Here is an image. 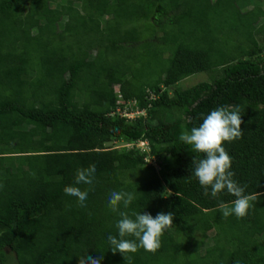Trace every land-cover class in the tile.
I'll use <instances>...</instances> for the list:
<instances>
[{
	"label": "trees",
	"instance_id": "1",
	"mask_svg": "<svg viewBox=\"0 0 264 264\" xmlns=\"http://www.w3.org/2000/svg\"><path fill=\"white\" fill-rule=\"evenodd\" d=\"M197 73L207 79L179 86ZM257 104L264 0H0V264H79L86 254L100 264H264ZM227 105L243 120V137L224 144L233 178L258 196L245 218L223 217L219 205L235 197L204 194L194 176L203 154L179 140L182 125ZM92 164L80 207L64 188L87 190L75 177ZM120 190L135 192L121 205L129 215L174 214L157 252L109 249L120 217L108 200Z\"/></svg>",
	"mask_w": 264,
	"mask_h": 264
},
{
	"label": "clouds",
	"instance_id": "2",
	"mask_svg": "<svg viewBox=\"0 0 264 264\" xmlns=\"http://www.w3.org/2000/svg\"><path fill=\"white\" fill-rule=\"evenodd\" d=\"M256 109L264 110V104H257ZM113 114L130 118L135 115V117L143 116L144 110L135 113H121L116 108ZM241 116L239 105L221 106L204 117L198 127L188 130L186 126L182 125L184 130L179 135L181 142L191 146L193 151L203 154L204 158L194 161V176L204 189V194L209 195L210 189V195L213 198H217L224 191L235 197L231 206L225 203L219 205L225 218L230 215H235L237 218L247 217L249 210L254 207L253 202L258 198L257 194H245L247 185L241 186L233 178L235 173L231 170L232 157L224 147L225 142L231 143L243 137ZM114 131H118V129H114ZM145 144V142H138L135 145L145 151L147 148ZM95 173L94 164L88 168L78 169L76 172L75 183L88 185L87 190L73 186L64 188L65 194L77 198L80 207H86L88 192L94 187ZM135 198V192L120 190L112 191L108 200L110 210L120 217L115 225L118 229V237L111 234L107 237L109 249L113 253L119 252L124 259L125 254H135L141 248L147 252H157L161 247V238L165 231L173 226L174 214L172 212L157 213L153 217L149 213L141 214V212H133L129 215L127 211L121 210V205L124 209H128ZM102 259L103 255L92 257L86 254L79 256V264H100ZM127 259L130 264L131 256H128Z\"/></svg>",
	"mask_w": 264,
	"mask_h": 264
},
{
	"label": "rangeland",
	"instance_id": "3",
	"mask_svg": "<svg viewBox=\"0 0 264 264\" xmlns=\"http://www.w3.org/2000/svg\"><path fill=\"white\" fill-rule=\"evenodd\" d=\"M207 79V76H205V74L203 73H197V74H194L186 79H184L182 82L179 83V86L181 87H186V86H192L194 84H196L197 82H201V81H204ZM115 90H117V86H114ZM108 146H111V147H123L122 145V142H111L109 144H107ZM129 147V146H128ZM150 164H152L153 166H155L157 169H158V165H157V161L152 159L150 160Z\"/></svg>",
	"mask_w": 264,
	"mask_h": 264
}]
</instances>
